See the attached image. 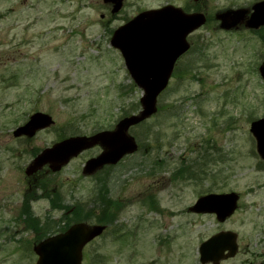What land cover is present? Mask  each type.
<instances>
[{
  "label": "rangeland",
  "instance_id": "1",
  "mask_svg": "<svg viewBox=\"0 0 264 264\" xmlns=\"http://www.w3.org/2000/svg\"><path fill=\"white\" fill-rule=\"evenodd\" d=\"M257 1L125 0L111 15L103 0H0V264H35L33 248L73 224L104 227L82 264H200L199 245L220 232L234 233L239 246L220 264H264V162L249 133L264 118V30L223 31L215 19ZM164 5L202 13L206 23L189 36L157 114L130 129L138 153L97 179L81 173L98 146L58 173L26 177L53 144L112 130L140 111L142 92L109 43L139 11ZM36 113L54 125L14 138ZM181 169L191 177L178 178ZM228 193L238 199L223 223L189 212L199 197Z\"/></svg>",
  "mask_w": 264,
  "mask_h": 264
},
{
  "label": "water",
  "instance_id": "2",
  "mask_svg": "<svg viewBox=\"0 0 264 264\" xmlns=\"http://www.w3.org/2000/svg\"><path fill=\"white\" fill-rule=\"evenodd\" d=\"M104 2L116 4L113 10L116 13L121 8L122 0ZM239 13L243 16L247 11L241 10ZM222 16L217 18L224 19L225 16ZM204 23L205 18L201 14L186 15L169 6L144 12L116 30L110 44L120 51L131 79L143 92L140 112L122 119L111 132L68 138L43 150L27 167L25 175L30 177L45 166L56 173L71 159L97 145L101 147L102 153L85 163L83 175H93L104 166L116 165L124 156L134 154L137 144L127 134L128 130L156 114L157 98L167 87L175 62L189 49L186 37ZM245 26L248 29L264 26V2L252 7ZM222 27L225 28L224 23ZM259 73L264 80V63L259 68ZM53 124L48 115L36 113L25 125L13 132V137L24 136L31 139L38 131L48 129ZM250 133L256 140L257 153L264 161V119L253 122ZM237 199L235 194L208 195L200 198L189 212L214 214L219 222H223L234 213ZM103 231L102 226L73 225L65 233L47 238L33 248L38 257L36 264H81L83 248ZM236 253V235L230 232L210 238L198 249L201 264H219L233 258Z\"/></svg>",
  "mask_w": 264,
  "mask_h": 264
},
{
  "label": "flooded vegetation",
  "instance_id": "3",
  "mask_svg": "<svg viewBox=\"0 0 264 264\" xmlns=\"http://www.w3.org/2000/svg\"><path fill=\"white\" fill-rule=\"evenodd\" d=\"M262 1H264V0H260V1H257V2H255V3H259V2H262ZM111 4V3H110ZM111 10H112V6H111ZM223 16H225L224 17V19H221V30H223V31H230V30H233V29H237V28H243L244 30H246L247 32L250 30V29H248L246 26H245V24H246V21L248 20V14L246 15H241L239 12H237V11H235V10H229V11H227V13L226 14H224ZM222 16V17H223ZM224 23V25H225V28H223L222 27V24ZM264 30V26L263 27H260V28H258L257 30H251V31H249V32H255V33H258V32H261V31H263ZM176 66H177V63H176V65H175V68H176ZM175 68H174V71H173V73H172V76H173V74H174V72H175ZM106 170L107 168L106 167H104L102 170Z\"/></svg>",
  "mask_w": 264,
  "mask_h": 264
},
{
  "label": "trees",
  "instance_id": "4",
  "mask_svg": "<svg viewBox=\"0 0 264 264\" xmlns=\"http://www.w3.org/2000/svg\"><path fill=\"white\" fill-rule=\"evenodd\" d=\"M186 172H187L186 170H182V169L179 170V172L177 173L178 178H183V177H185ZM98 179H99V178H98ZM103 182H104V181L100 180V184L103 183ZM101 189H102V188H101ZM101 189L99 190V193L101 194L102 197H104V194H102L103 192L101 191ZM102 199H104V198H102ZM104 203H105V202H104ZM24 209H25V210H24L23 216H24V219H25V221H26V223H27L29 220H32V216H31V213L29 212L28 208H24ZM77 211L80 212L79 210H77ZM79 214H80V213H79ZM79 214L76 212V213L73 214V219H71V217H70V220L66 222V226H67V228H68L71 224H73V223L76 222L75 219H74V217L77 218ZM67 228H66V229H67ZM66 229H64V230H66Z\"/></svg>",
  "mask_w": 264,
  "mask_h": 264
}]
</instances>
